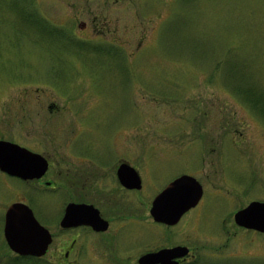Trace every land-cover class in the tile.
<instances>
[{"label": "rangeland", "instance_id": "1", "mask_svg": "<svg viewBox=\"0 0 264 264\" xmlns=\"http://www.w3.org/2000/svg\"><path fill=\"white\" fill-rule=\"evenodd\" d=\"M0 139L152 156L157 187L191 174L203 195L164 238L186 264H264L233 219L264 201V0H0Z\"/></svg>", "mask_w": 264, "mask_h": 264}, {"label": "flooded vegetation", "instance_id": "2", "mask_svg": "<svg viewBox=\"0 0 264 264\" xmlns=\"http://www.w3.org/2000/svg\"><path fill=\"white\" fill-rule=\"evenodd\" d=\"M123 143L124 148H129L127 141ZM17 144L42 155L46 169L39 176L26 178L0 169V176L19 184L0 217L2 249L12 253L9 264H161L160 259H140L148 253L185 246L173 240L169 232L166 238L163 236V228L170 230L179 221L169 225L156 221L150 214L154 197L177 177L157 187L154 168H145L141 163L144 160L147 164L152 156L141 154L134 161L129 150H114L110 154L99 150L50 152ZM26 163L31 168L35 166L31 160ZM132 168L139 176V187H131ZM151 187L154 191H149ZM13 203L30 209L37 223L24 221L21 210V227L28 230L36 243L46 242L43 254H19L7 244L5 211ZM145 226L148 233L143 231ZM193 258L189 248L187 254L172 257L169 262L186 264Z\"/></svg>", "mask_w": 264, "mask_h": 264}, {"label": "water", "instance_id": "3", "mask_svg": "<svg viewBox=\"0 0 264 264\" xmlns=\"http://www.w3.org/2000/svg\"><path fill=\"white\" fill-rule=\"evenodd\" d=\"M30 160L34 162L33 165L35 166L33 168L27 166L26 162ZM0 169L23 178L33 177L34 175L39 176L46 169V160L42 155L34 153L17 143L0 139ZM130 182L131 187L140 186L139 176L133 168L131 169ZM202 193V185L194 176L181 174L168 182L154 197L150 207V214L158 222L173 225L179 221L187 210L197 205ZM21 210H23L22 219L24 221L28 222V224L32 220L35 221L30 209L26 205L11 204L5 212V240L10 248L19 254L39 256L44 253L46 242L36 243L28 235V230L26 231V228L21 227V216H19ZM233 219L235 224L240 227L264 233V201L252 200L248 202L245 206L234 212ZM187 253L188 248L186 246H176L162 249L156 253L145 254L141 257L140 261L145 259H152L153 261L160 259L161 264H175V262H169V259L180 257Z\"/></svg>", "mask_w": 264, "mask_h": 264}, {"label": "trees", "instance_id": "4", "mask_svg": "<svg viewBox=\"0 0 264 264\" xmlns=\"http://www.w3.org/2000/svg\"><path fill=\"white\" fill-rule=\"evenodd\" d=\"M249 99H250V98H249ZM250 102H251V103H254V104H252V107L258 110V108H257V104H255V102H253L251 99H250Z\"/></svg>", "mask_w": 264, "mask_h": 264}]
</instances>
